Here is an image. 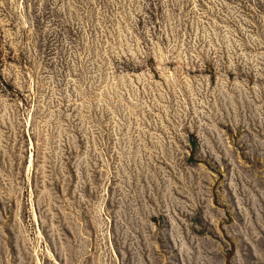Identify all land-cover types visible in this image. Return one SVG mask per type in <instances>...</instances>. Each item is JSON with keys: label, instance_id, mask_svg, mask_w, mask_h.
I'll return each instance as SVG.
<instances>
[{"label": "rangeland", "instance_id": "rangeland-1", "mask_svg": "<svg viewBox=\"0 0 264 264\" xmlns=\"http://www.w3.org/2000/svg\"><path fill=\"white\" fill-rule=\"evenodd\" d=\"M0 264H264V0H0Z\"/></svg>", "mask_w": 264, "mask_h": 264}, {"label": "trees", "instance_id": "trees-1", "mask_svg": "<svg viewBox=\"0 0 264 264\" xmlns=\"http://www.w3.org/2000/svg\"><path fill=\"white\" fill-rule=\"evenodd\" d=\"M193 146H195V143H193Z\"/></svg>", "mask_w": 264, "mask_h": 264}]
</instances>
